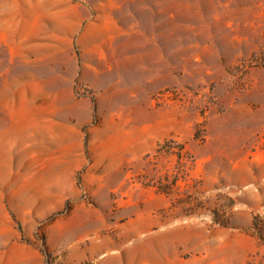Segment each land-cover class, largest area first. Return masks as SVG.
I'll return each instance as SVG.
<instances>
[{"label": "rangeland", "instance_id": "1", "mask_svg": "<svg viewBox=\"0 0 264 264\" xmlns=\"http://www.w3.org/2000/svg\"><path fill=\"white\" fill-rule=\"evenodd\" d=\"M0 264H264V0H0Z\"/></svg>", "mask_w": 264, "mask_h": 264}, {"label": "crops", "instance_id": "2", "mask_svg": "<svg viewBox=\"0 0 264 264\" xmlns=\"http://www.w3.org/2000/svg\"><path fill=\"white\" fill-rule=\"evenodd\" d=\"M67 181L68 182H65L61 185L59 184L53 189H41L39 196L42 199V210L45 216L62 211L65 208L67 202L73 198L74 185L72 173L70 174ZM47 199H50V201Z\"/></svg>", "mask_w": 264, "mask_h": 264}, {"label": "trees", "instance_id": "3", "mask_svg": "<svg viewBox=\"0 0 264 264\" xmlns=\"http://www.w3.org/2000/svg\"><path fill=\"white\" fill-rule=\"evenodd\" d=\"M43 254H44L45 256H47V255H48V254H47V252H46L45 250L43 251Z\"/></svg>", "mask_w": 264, "mask_h": 264}]
</instances>
